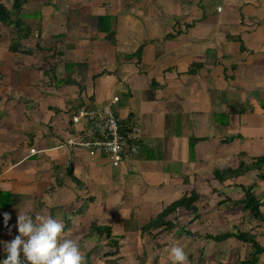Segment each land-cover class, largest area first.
Here are the masks:
<instances>
[{
  "label": "crops",
  "instance_id": "0c3cea01",
  "mask_svg": "<svg viewBox=\"0 0 264 264\" xmlns=\"http://www.w3.org/2000/svg\"><path fill=\"white\" fill-rule=\"evenodd\" d=\"M75 1L78 4L74 15H80V19L67 26L65 39L56 47L60 49L57 53L62 54L59 76L55 74L50 80L52 89L43 108L36 101L38 95L27 75L40 68L38 61L48 62L44 58L50 54L49 40L57 26L44 27L47 36L39 35L43 45L23 44L26 47L21 50L28 53L17 51L11 57L3 51L0 54V143L6 158V163H0V186L19 196L44 197L47 187L41 192L36 189L44 175L54 169L52 178L58 188L64 189V181L74 175L91 188V202H104L105 198L125 201L142 187L168 203L194 192L197 211L179 209L172 215L176 218L173 230L183 232L184 227L196 225L189 233L196 236L186 238L188 264H216L214 258L221 253L224 263L241 261L246 244L230 237L219 245V253L215 245L209 251V244L213 243L210 235L250 232L260 240L264 238V222L255 221L251 212L243 211L241 194L237 201L231 196L241 193L243 185L238 190L235 184L238 176L243 175L237 174L223 183L215 175L226 170L236 155L264 154V129L260 128L264 127V3L229 0V8L222 0H140L137 8L130 0ZM135 9L145 13L139 16ZM67 11L73 10L66 8L62 13L69 15ZM56 12L55 9L50 15ZM56 23L60 24L52 22ZM111 37L114 38L110 40ZM139 49L137 58L131 62L124 60L125 53ZM137 59L138 66L134 64ZM66 61L87 65L85 84H93V89L112 74L122 73V94L102 105L110 103L120 119L129 113L134 117L136 136L142 144L133 169L127 163L114 167L105 156L76 145L87 137V128L71 121V111L80 105L99 107L94 106L93 95L87 96L83 88L80 90V73L77 69L68 70ZM26 65L30 68L24 69ZM68 73L74 77L66 76ZM38 74L37 82L41 81ZM7 76L9 85L4 82ZM62 79L72 83L65 85ZM37 87L41 92L49 89L46 85ZM22 91L31 98L17 97ZM86 98L87 103L82 101ZM73 100L77 103L73 104ZM50 102L60 108H54ZM74 146L80 148L78 154L74 153ZM66 163L68 167L72 165L71 176L63 171L62 165ZM28 185H34L35 191ZM221 193L222 200L218 197ZM215 198L217 205L207 206ZM156 202L161 201L154 199L152 204ZM222 204L232 206L223 208ZM14 209L25 211L11 209L7 224L4 215L0 216V229L6 230L4 234L11 240L17 231V221L12 219ZM243 212H248V220H243ZM104 214L109 215L107 210ZM13 215L17 218L18 212ZM130 215L137 217L135 210L124 217ZM219 228L223 230L217 233ZM127 231L126 234L131 233ZM152 239L146 236L143 240L147 249L159 250L162 243L173 242L167 238ZM123 241L131 244L132 240ZM156 260L150 255L147 264H156ZM256 264H264V253Z\"/></svg>",
  "mask_w": 264,
  "mask_h": 264
},
{
  "label": "rangeland",
  "instance_id": "374dc122",
  "mask_svg": "<svg viewBox=\"0 0 264 264\" xmlns=\"http://www.w3.org/2000/svg\"><path fill=\"white\" fill-rule=\"evenodd\" d=\"M0 1L3 2L8 9H10V5L6 2L7 0H0ZM25 1H26L25 8L24 10L21 11L22 14L19 19L21 20L19 28L22 31L21 33L22 39L19 40L16 37L17 34H11L8 31V28L2 27L4 29L6 28V30L3 33L4 36L0 39V46H1L0 54L3 51L6 56L11 57L12 55L15 54L17 50L22 49V47L23 48L26 47V45H23V44H26V42H24L25 41L24 39H26L27 41L30 40L32 45L34 46H38V45L41 46L44 44V41L43 39L39 37V35L47 36L48 34L47 32L45 34L43 33L45 26H48V25H52L53 27L57 26L52 31L55 33H52V34H56V36H58L61 33L63 34L67 32L66 28L67 26L71 24V22L79 21L80 19V15H77V14L74 15L75 10L77 9V4H78L75 0H25ZM130 1H133V3L135 4V7L138 8V4L140 3V0H130ZM222 1L224 3H227V6L231 8L229 6V0H222ZM238 1L242 2L246 0H237L234 3ZM94 4H96V1L94 2ZM44 5H48L47 10L44 9ZM66 8H70L73 11H67L69 15H66L62 13V11L63 12L66 11ZM55 9L57 10V12L50 15L51 13H53V11H55ZM134 12L137 13L139 16H142L145 13V11L139 10V9H135ZM44 13H47L48 15L44 16ZM183 16L184 18H187L186 15H183ZM62 21L65 22L64 23L65 27L63 29H62ZM186 21L187 19L183 20L182 22L184 23ZM52 22H59L60 24L56 23V25H53ZM191 23L192 22L190 21V24ZM69 27H68V30L70 29ZM181 28H183V24H181ZM13 38H14V41L12 42ZM113 38L114 37H111L110 40H112ZM56 39L57 38L53 37L51 38V40H49V42L52 44L51 51H50V54H48L47 57L44 58L50 63L44 60L38 61V64H40V68H34L32 70V73H29L27 75L29 78L28 81L32 84V88L35 90L36 94L38 95L36 97V101L40 103L42 108H43L44 103L48 101L49 99L48 97L51 93V91H49L52 89L50 87V80L52 81V78L55 74L59 76L58 66L60 64L59 61H61L62 59V54L60 55L57 53L60 51V49H56V47H59V46H56L57 44H55V48L53 46V42L55 43ZM45 44L47 45V42ZM11 46L15 47V52L9 49ZM39 58L41 59L42 57L39 56ZM54 60H57V62L54 63ZM106 65L107 63L104 65V68H107ZM28 68H30L29 65H26L24 67V69H28ZM38 73H40L41 81L37 82V78L39 77ZM66 76L74 77V75H71L69 73L66 74ZM122 76L123 75L121 72L114 73L112 74L110 78H107L101 81L97 87H94V89L92 87L93 84L91 83L89 85L84 84L82 86L83 92L87 96L93 95L91 98L94 100V106L96 108L97 107L100 108L105 101H111L113 100V97L115 95L122 94V91L125 88L123 83H121ZM3 77L4 75L2 76L1 79H3ZM23 77H25V75H23ZM70 80H73V78ZM4 82L8 85L10 84L9 76H7ZM39 85L40 86L46 85L49 89H45L44 92H41L38 90V87H37ZM25 89L23 88V90ZM28 94H29L28 92L22 91L21 93L17 94V97L22 95V96H27L28 98H31V96H29ZM88 99L89 98H86L85 101L84 100L82 101L87 103ZM72 103L76 104L77 102L73 100ZM49 104H51L54 108H60L57 103L50 102ZM260 128L264 129L263 126H261ZM245 147L249 148L248 146H246V144H245ZM3 149L4 148L2 147V144L0 143V163L1 162L6 163V158L1 153ZM79 149L80 148L74 146L73 147L74 153L78 154L80 152ZM250 154L257 155V153H250ZM250 154L247 152H244L243 155H236L232 157L231 163L229 164L228 168L230 166H234V167L237 166L240 161L246 162V163L250 162V158H252L251 157L252 155ZM260 154L259 156H255V157L264 156V154L262 155ZM9 160L10 158L7 159V161ZM129 165L132 166L135 164L132 161L131 163H129ZM53 173H54V169L50 170L49 173H46L44 175L43 177L44 181L40 182L36 190L41 192L42 188L46 186L48 189V193L44 197L40 196L37 200H40L43 198L44 203L48 205L47 214H51L53 218L60 220L64 224V234L68 239H75L79 241L82 251L84 252V255H85V264H110L109 262H107L110 258H105L102 256L103 253L110 251L108 250L109 248L107 247H106L107 249H103V247L107 244V241L104 240V238L97 239L96 238L97 236H94V237H88L87 239H84L82 237L87 229V225L92 221V219H96L101 224L113 225L115 229L119 230L120 235L125 237V238H122L120 241V253L116 254V256H118V259H116L117 264H139V262L137 261L136 255L142 254L143 252H146L148 255H153L154 258L157 257V260H158L157 264H171V262L168 260L167 249L172 245H179V246H182L186 252V249L188 248L186 247V238L196 236V235H193V236L185 235L184 236V233H182L181 229L173 230V228H171V232L167 234H158L157 240H160L161 238H167L169 241L173 240V242H169V244L166 243L167 245L165 243H162L160 246L161 249L159 250L156 247H152V249H147L145 247L146 244L145 245L143 244V240L145 239L146 236L139 237V233L137 231H129L131 233H127V234L124 230L121 232V229L123 227L121 220L126 218L130 211L133 213V210H135L137 214L136 219L138 220L139 224H142L148 219V216H149L148 214L153 215L155 213H158L162 209V207L170 203L164 202L160 196L156 197L155 195H152L151 193L152 190H149L148 188L145 189V187H142L140 191H135V195H130L132 197H130L129 199L125 201L121 199L116 202L111 201L110 199L107 201L105 198L104 202L103 201L102 202L101 201L91 202V200L88 197L94 196V194H92L91 188L87 184H82L80 181L76 180L74 175H72L71 178L66 179V182L63 179L64 184L66 183V187L64 189L58 188V183L56 182V180L52 178ZM57 174L58 172H56L54 175H57ZM252 175L251 173H247L245 175L243 174V176H238L237 184H235V186L237 187L238 190H240L239 186L241 185H243V188H242L241 193L239 191V193H237L236 195L231 194V196H235L236 201H237V198L240 197V194L242 197H244L247 193L251 192V194L255 196L256 198L260 199L262 203L264 202V176L260 179L256 175L255 172H252ZM40 176L41 174L39 175V178L41 180ZM61 180H62V175H61ZM255 182L257 183V185H255L256 184ZM28 186L31 187L32 190L35 191L34 185H28ZM2 187L4 188V186ZM49 192H51V194ZM31 194L33 196V191L31 192ZM221 194L222 195H218V197L222 200L224 198L223 196L224 194L223 193ZM95 197H97V195ZM19 199L22 200L23 204L27 205L25 209H29V210L30 208L33 207L34 204L36 205L38 203L36 199H33L30 196H27V197L19 196ZM154 199L161 201V202L153 203L155 207L152 204ZM215 201H216V198L212 202H207V206H210V204L217 205ZM148 202H151V205H148L149 207L145 205ZM137 204L143 207L139 208ZM226 205H229V206H226ZM233 205L235 204L233 203ZM197 206L200 207L198 203H197ZM225 206L226 208H229L232 205L225 204L223 205V208ZM105 209L107 210V213L109 214L108 216L104 214L106 212ZM122 209L124 210L122 211ZM126 209H128L127 213H126ZM21 211H24V210H21ZM17 212L19 211L15 209L12 212V219L14 220V222L17 221V218L13 214L15 213L16 215ZM261 212L264 215V205L262 206ZM111 213H113V215ZM243 213H244L243 220L244 221L248 220L247 219L248 216H245L246 214H248V212H243ZM126 226L128 227L129 230H131L134 225H132L131 223ZM191 227H196V225L194 226L190 225L188 228L190 229ZM197 228H200V225H197ZM203 230L205 233V229ZM222 230L223 229L219 228L216 232L219 233ZM5 231L6 230L2 232L1 230L0 232L2 233L3 237L7 239L6 242H10L11 239L6 238L4 234ZM183 232H184V229H183ZM247 233H250V232H247ZM176 234H180V237L176 238ZM15 235H18V231L15 232ZM148 237L149 236H147V238ZM126 238L127 240H130V239L132 240L130 242L131 244H126V242L123 241V239H126ZM257 241L260 244L264 245V238H261L260 240L258 239ZM223 243L224 241H221V242L213 241V243L209 244V251L213 250V248L216 246L218 253H219V247H220L219 245H222ZM189 245L191 246L190 243ZM199 245H196V247L198 248ZM128 246L132 248H129ZM193 247L194 246L192 245V248ZM243 247H244V251H243L242 256L240 255V258L241 260H246L249 256L251 249L247 245H244ZM193 252L195 251L193 250ZM260 256L261 255L257 256L256 263H258V261L260 260ZM223 258H224V255L221 253L220 257L214 258L216 260L215 263L220 264L219 262L222 261L221 264H229L228 262L224 263ZM150 264L152 263L150 262Z\"/></svg>",
  "mask_w": 264,
  "mask_h": 264
},
{
  "label": "trees",
  "instance_id": "16d2710c",
  "mask_svg": "<svg viewBox=\"0 0 264 264\" xmlns=\"http://www.w3.org/2000/svg\"><path fill=\"white\" fill-rule=\"evenodd\" d=\"M10 5V9H8L3 2L0 1V39L4 36L3 33L5 32L6 28H8V31L11 34H17L16 37L21 40L22 39V31L19 28L21 20L20 16L22 14V10L25 8V0H7L6 1ZM5 2V3H6ZM261 4L264 3V0H258ZM100 19L102 16L99 17ZM111 20V18H110ZM42 21V19H41ZM2 27H6L5 29ZM17 32V33H16ZM55 33V32H54ZM62 36V37H61ZM57 38L55 40L56 46H58L59 43L66 37V33H61L60 35L56 36V34H51V38ZM60 37V38H59ZM26 43L31 42L30 40L27 41L24 39ZM14 41V38L12 39V42ZM59 41V42H58ZM11 51L15 52V47L11 46L9 48ZM23 53H28L26 50H17ZM16 51V52H17ZM140 49L136 53H125L124 54V60L127 62H131L133 58L138 57ZM135 65H139L138 59L136 62H134ZM66 68L68 70L70 69H77V71L80 73L79 76V82L77 85L79 86L80 90H82V86L86 83V74H87V65L77 62V61H66ZM62 83L67 85L68 83H72L70 80H63ZM83 108V109H95L90 107L89 105L84 106L80 105V107H77L76 109ZM73 109V108H72ZM71 109V110H72ZM74 110V109H73ZM70 112V111H69ZM113 113L115 114V111L113 110ZM71 115V113H70ZM115 116L118 118V116L115 114ZM119 122L121 123V133L124 137H126V143L128 145L136 146V151L138 153L139 149L141 148L142 139H139V137L136 136V123L134 122V117L132 113H129L125 118H118ZM72 121V117H71ZM243 155V154H240ZM124 163V162H123ZM128 163V162H125ZM119 167V166H118ZM63 171H66L69 176L72 175V165L68 167V164L62 165ZM133 169L134 167L131 166ZM264 156L262 157H252L250 158V162H239L237 166H230L228 169L216 173V178L221 180V183L226 180H230L231 178L234 179L235 176L238 174L245 175L247 173L255 172L258 177H261V175L264 176ZM2 170H0L1 172ZM63 186V184H62ZM21 197H26L25 195ZM93 197V196H92ZM90 200L91 197H88ZM38 199V198H37ZM38 202L36 205L34 204L32 208H30V214H45L47 212V205L44 203L43 199L37 200ZM197 200V194L191 193V195H185L179 198L176 201H173L169 205H166L162 207V209L154 214L148 217V219L143 222L142 224L138 223V220L133 217V215H130V218L122 219L121 223L123 225V230L127 232L129 230L126 225L131 224L130 221H132V227L129 231H137L139 233V237L143 236H149L150 238L158 237V234H164L169 233L171 228L175 226L174 221L176 218H172L173 213L178 211L179 209H184L189 213H195L197 211V207L195 206V202ZM264 203V202H263ZM260 199L256 198L251 194V192L247 193L242 199L240 205L242 206L243 211H249L253 214V218L255 221L264 222V215H261V207L264 205ZM27 205L22 203V200L19 199V194H17L15 191L10 190L9 188H3L0 186V214L4 215L3 212L7 211V214H10V210L13 208H26ZM28 210V209H25ZM131 212V211H130ZM252 218V219H253ZM184 229V236L190 235V229L187 228ZM2 229H0L1 231ZM121 229V232L123 231ZM238 237H237V236ZM97 236L98 238H104V240L107 241V244L103 247V249L110 250L109 252L103 253V257L110 258L107 262L110 264H117L118 256H116L117 253H120V241L123 238L122 235H120L119 230L115 229L113 225L109 224H101L96 219H92V221L87 225V229L85 233L83 234V238L87 239L88 237H94ZM230 237H236L241 241L242 243L246 244L250 247V253L246 260H241L237 262L236 264H256V258L258 255H261L264 253V246H262L256 239V237L253 234L244 232L235 234L233 232H223L216 235H210V238L214 242H221L229 239ZM4 242H6V239L3 237L2 233L0 232V260H2L6 253L4 252ZM249 244V245H248ZM107 247V248H106ZM116 256V258H115ZM150 255H148L146 252H143L142 254L136 255L137 261L139 264H147L148 259ZM158 260L155 261L157 264ZM154 263V262H153Z\"/></svg>",
  "mask_w": 264,
  "mask_h": 264
},
{
  "label": "clouds",
  "instance_id": "9594fccd",
  "mask_svg": "<svg viewBox=\"0 0 264 264\" xmlns=\"http://www.w3.org/2000/svg\"><path fill=\"white\" fill-rule=\"evenodd\" d=\"M9 219L5 213V224ZM16 226L18 235L10 242H4L6 255L0 264H85L79 241L68 239L64 224L51 214L32 215L29 210H19ZM167 256L171 264H188L182 246H170Z\"/></svg>",
  "mask_w": 264,
  "mask_h": 264
},
{
  "label": "built area",
  "instance_id": "2783aa9c",
  "mask_svg": "<svg viewBox=\"0 0 264 264\" xmlns=\"http://www.w3.org/2000/svg\"><path fill=\"white\" fill-rule=\"evenodd\" d=\"M71 117L74 124H82L87 128V137L76 143L77 146L98 152L114 167L136 159V146L126 143V137L121 133V123L110 103L97 109H74Z\"/></svg>",
  "mask_w": 264,
  "mask_h": 264
}]
</instances>
